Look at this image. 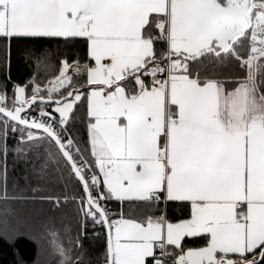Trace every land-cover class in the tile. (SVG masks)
Masks as SVG:
<instances>
[{
	"label": "snow or ice",
	"instance_id": "1",
	"mask_svg": "<svg viewBox=\"0 0 264 264\" xmlns=\"http://www.w3.org/2000/svg\"><path fill=\"white\" fill-rule=\"evenodd\" d=\"M22 222L33 264H264V0H0Z\"/></svg>",
	"mask_w": 264,
	"mask_h": 264
},
{
	"label": "trees",
	"instance_id": "2",
	"mask_svg": "<svg viewBox=\"0 0 264 264\" xmlns=\"http://www.w3.org/2000/svg\"><path fill=\"white\" fill-rule=\"evenodd\" d=\"M11 74L13 80L23 81L27 70L13 61ZM36 252L31 231L23 222L11 241L0 238V264H33Z\"/></svg>",
	"mask_w": 264,
	"mask_h": 264
}]
</instances>
